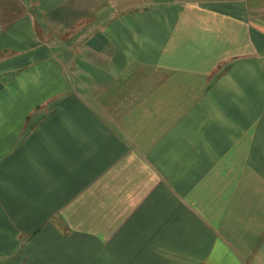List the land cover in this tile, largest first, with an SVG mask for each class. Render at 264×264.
Masks as SVG:
<instances>
[{"label": "crops", "instance_id": "1", "mask_svg": "<svg viewBox=\"0 0 264 264\" xmlns=\"http://www.w3.org/2000/svg\"><path fill=\"white\" fill-rule=\"evenodd\" d=\"M0 264H264V0H0Z\"/></svg>", "mask_w": 264, "mask_h": 264}]
</instances>
